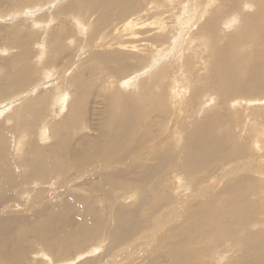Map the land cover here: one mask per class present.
I'll return each mask as SVG.
<instances>
[{
    "label": "bare ground",
    "instance_id": "bare-ground-1",
    "mask_svg": "<svg viewBox=\"0 0 264 264\" xmlns=\"http://www.w3.org/2000/svg\"><path fill=\"white\" fill-rule=\"evenodd\" d=\"M40 2L0 5L1 17L8 7L21 16L48 4L47 14L32 17L37 31L23 35L7 27L0 36L8 47L0 54V122L12 123L0 132V264L24 263L36 241L47 257L66 259L88 249L92 237L109 244L83 264H264V133L247 140L234 128L264 116V0ZM57 20H73L74 28L55 30ZM223 20L230 31L221 36ZM39 32L47 34L42 42ZM64 46L89 53L76 58ZM65 54L76 64L59 69ZM69 75L74 99L64 85ZM180 86L183 93L189 88L192 114L195 100L209 96L199 122L168 124V104ZM243 103L253 106L233 114L232 104ZM49 105L54 119L47 121ZM39 116L46 120L36 135L56 139L48 151L37 152L38 136H28ZM27 144L28 156L16 163ZM169 173L183 191L201 184L199 195L212 192V182H225L181 214L173 199L178 189L164 179ZM57 175L68 187L55 189L77 186L87 194L70 193L61 209L39 211L31 223L33 215L19 210L22 198H31L35 180L45 185Z\"/></svg>",
    "mask_w": 264,
    "mask_h": 264
},
{
    "label": "rangeland",
    "instance_id": "rangeland-1",
    "mask_svg": "<svg viewBox=\"0 0 264 264\" xmlns=\"http://www.w3.org/2000/svg\"><path fill=\"white\" fill-rule=\"evenodd\" d=\"M13 1L14 0H0V5L6 7V6H9L11 3H13ZM45 1L46 0H41L40 3H43ZM54 5L55 4H53L52 6H54ZM47 6H48V4H46L44 6V9H42V10H37L38 8H36L35 11H32V12H28L29 10L23 11L24 13L21 14V16H17L16 14H12V11L7 12V10H9V8L11 9V7L5 8L3 10V12L6 10L5 13H3L2 16L0 17V36L1 37H4L2 35L5 34L4 29H7V27L8 28L15 27L16 30H17V34H23V35H27L28 33H30V31L32 29L35 31L36 28L34 26L31 27L32 20L34 18L38 17V15H40V14L41 15L42 14L43 15L44 14H47V10H48L47 9ZM57 8H59V7H57ZM245 8H248V6H245L244 9ZM51 9H52V7H51ZM36 10L38 12H36ZM15 15H16V17H15ZM32 17H34V18H32ZM224 22H225V20H223V22L220 24V29L219 30L221 32V36H224L228 31H230V29H228V28L225 27ZM73 23H74L73 20H70V23L60 22L59 20H57L54 28H55V30H61V26L62 25L70 26V27H73L74 28V24ZM238 25H239V23H236V27L237 28L239 27ZM196 27L197 26H195L194 28H196ZM223 28H226V29L223 30ZM191 29H193V27ZM233 30H235V29H233ZM41 33H42V36L40 38V42H42V38L47 35L44 32H39L38 34H41ZM185 33H187V31H185ZM190 33H192V31H190ZM83 35H85V34H83ZM73 36H75V33H74ZM195 39L196 38L194 36L193 37V40H195ZM6 43H7V39L6 38H4L2 42H0V54L3 53L1 51L2 48H8L7 45H6ZM65 43H68V41L67 42L65 41ZM31 46L34 49L37 48L36 50H38V47L40 49H44L43 47H41V45L39 46V44L37 42H33ZM64 47L66 49H68V50L74 51L76 58H78V55H79L80 58L85 57V55H87L89 53V52H85L86 50H84V49H80L81 46H76V48L75 47L74 48H67L66 46H64ZM184 47H185V45H184ZM9 51L12 52V51H14V49H10ZM62 58L63 59L60 61V63L57 66L59 69L62 66H70L71 64L75 63L74 62V58H73V60H71V55H69V54H65ZM72 72H71V75L72 76L69 75V77L70 76L71 77L74 76L75 73H72ZM207 73H208V71L206 72V74ZM142 75H144V74H142ZM51 77H49V79H46V81L48 83L53 82V78H51ZM69 77H68V80L67 79L65 80L64 85H65L66 89L71 93V95L73 96V99H74L73 93H74L75 89H74V86H72V82L70 81L71 77L70 78ZM46 83H44L42 85L46 86L45 85ZM34 85L35 84H33L32 87H34ZM178 88L179 89L172 94V98H173L174 103H169L168 104L169 110L171 111V116H170V118L167 119L168 124H172L173 120L176 119V118L177 119H180V120H183V121H187L188 120V121H191V122H199L200 119L203 117V113H204V111L201 110V109L203 107H205V106L208 105V104L203 105L202 103H205L206 100L209 98V96L208 95L199 96V100L198 101L195 100V106H196V109H197V113L192 114L187 109V107H186V103H188V99H189V88L184 93H183L182 88H185V87H181L180 86ZM177 92L178 93H182L183 95L181 94L180 96H178V95L175 94ZM54 95H55L54 92H52L49 95L50 100L54 97ZM216 96H217V94L215 93L214 94V97H216ZM191 98H193V97H191ZM211 99H214V98H211ZM15 105H19V103L16 102ZM178 106H179V108L177 109L176 107H178ZM252 106L247 105L246 103H243V105H240L239 107H238L237 104H232V107H231L232 108V113L235 114V115H237V116L238 115H241L242 111H245L246 108H250ZM261 107H264V106H260V108ZM173 109L175 111H180V112L178 114H174ZM209 110H211V109H206L205 112H207ZM51 111H52V108H51V105H49L48 106V112H47V121L49 120L50 116L54 119V116L52 115ZM23 113L24 112H22V111L21 112H18L17 113V116L19 117V116L23 115ZM1 118L2 117H0V119ZM247 118L250 120V123L247 126H245L244 128H240L239 126H236L235 125L234 128H235V130L237 132L242 133L244 139L249 140L250 137H251V139L254 140V137L256 135H259V134H263L264 133V128H261V126H260L261 123L264 124V116H261V117H255L254 116L252 118V120L250 119V117H247ZM31 119L32 118L30 117L29 120L31 121ZM43 119L46 120V117H42V116L37 117V120H35V123L32 122L33 123L32 130H33L34 134L28 133V136L29 137H32V138H35V137L38 136L39 144H40V149L37 152L48 151L49 148L51 147V145L54 144L55 141H56V139L54 138V136H52L51 140H45L44 141V139H43L44 137H42V134L39 133V135H36V132L37 131H34V130L37 127L38 123L40 121H42ZM2 121H3V119H2ZM60 121H61V119L58 120L57 122H60ZM252 123H254V124H252ZM11 125H12V123L0 122V132L3 129L8 128V126H11ZM92 128H93L92 126H91V128H88L87 132H90L92 130ZM253 131H254V133H253ZM249 134H251V135H249ZM182 137H183L182 133H178L177 136H176V139L178 141H182ZM262 139H264V137H262ZM183 144L184 143L180 142L177 145L179 147H181ZM252 145H253V141H252ZM27 147H29L28 144L24 147V154H22L20 157H18L17 155L14 154L15 155L14 157H15L16 163H18L21 159H23V158H25V157L28 156L25 153ZM256 147L258 148V145H256ZM261 151L264 152V148H262ZM260 155H261V153H260ZM262 155H264V153H262ZM262 160H264V159L261 156V161ZM227 166L229 167L230 165H226V167ZM13 170L15 172H17L18 174H21V175H24V173H25L24 169H22L21 167H18V166H14L13 167ZM29 172H30V170H29ZM263 172H264V168H263ZM218 173H220V175H223L224 172H223L222 169H218L217 172H216V175H218ZM170 174L171 173L165 174L164 175V179L167 181V183L168 182H174L172 188H175L176 187L178 189L177 191H174V193L175 194H178V196L173 195V199H176L177 198V204H178L177 205V209L181 212V214L183 212V208L184 207H189V206H192V207L195 206V207H197L198 205H201L205 200H207L210 196H215L216 193L218 192V190L221 188V186L225 182L224 181L225 179L224 180H221L222 183H220L219 181L216 180V181H214V182L211 183V185L213 186V188L210 185L208 187V189H210L212 192H209V193H207L205 195H199L198 194L199 193L198 188H200L201 184L197 188L187 189V190L183 191V189L180 188L181 185H177L176 184V181L173 178H171ZM183 179H184L185 183L188 181L185 178V176H183ZM48 181H49L48 184L42 185V184L38 183L39 182L38 180H35V187H36V189H35V192L34 193H31L30 192V197L31 198L30 199H26L25 201L22 198L21 204H23V205H22V207L19 208V210L21 212H25L26 210H28V213L31 214V215H33V217H31V219H32L31 220V223H33V222L36 221V217H34V215L37 214V213H39V211H40L41 215L45 216L46 214H48L51 211L61 209L62 208L61 204L63 203V201H64V199L66 197H69L70 193H74L77 196L79 194L80 195H86L87 194V192L85 191V189L83 187H82V190H77V186L74 187V188H76V191H74V192H72L70 190H64V189H61V188L60 189L59 188H56L55 189V187H58L59 184H62V186L65 189L68 187V185H66V184L63 185V182L65 181V179L62 176H58V175L57 176H54V177L48 179L47 182ZM56 182H57V185H56ZM81 184H82V182H81ZM39 191H40V193H39ZM12 194H13L14 197L17 198V196L15 195V192L14 191H11V195ZM225 197H226V195H222L221 196V198H225ZM130 200L133 201L135 199L134 198H131ZM33 204H34V207L30 208L31 206H33ZM88 206H89V204H86L85 205V208H87ZM108 226H110V224H107V227ZM110 228L112 229L113 226H111ZM33 240H34V237L31 236L30 239H29V241L32 242ZM90 240L91 241L89 242L90 243L89 244V248L88 249L86 248L88 251L86 249L83 250V251H81L82 249L80 251L79 250H73L72 251L73 253L71 252L67 256L66 259H53L51 257H47V253L43 252V251H46V249H44V247H42L40 245L41 244L40 242L36 241L28 249L27 254H26V258H24V263L21 262V263H18V264H83V263H86L87 261H89V259L98 258L100 256V254L102 255V253L105 252V247L107 246L106 244H109V241L108 240H106L105 243L103 244L101 242V239L96 238V237H92V238H90ZM27 246L28 245L26 244L25 247H27ZM102 250H103V252H102ZM92 252H93V254H91ZM46 258H48V259H46ZM73 259H74V261H73ZM147 262H148V259H145V260H142L141 262H139V264H146Z\"/></svg>",
    "mask_w": 264,
    "mask_h": 264
}]
</instances>
